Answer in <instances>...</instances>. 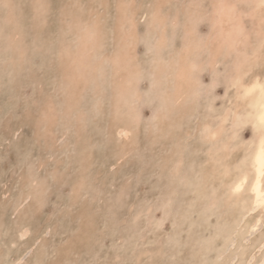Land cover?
<instances>
[{"label":"rangeland","instance_id":"1","mask_svg":"<svg viewBox=\"0 0 264 264\" xmlns=\"http://www.w3.org/2000/svg\"><path fill=\"white\" fill-rule=\"evenodd\" d=\"M88 2L12 4L5 46L22 35L26 63L0 81V264H264V209L252 208L251 191L261 133L242 88L264 77L237 72L226 84L197 63H177L214 32L209 12L247 31L259 24L260 0L238 9L229 0L218 9L201 0L110 4L114 45L77 87L85 95L109 86L141 130L170 116L154 143L184 135L158 148L130 140L115 111L82 122L56 94L42 41L73 4ZM243 176V190L233 191Z\"/></svg>","mask_w":264,"mask_h":264},{"label":"clouds","instance_id":"2","mask_svg":"<svg viewBox=\"0 0 264 264\" xmlns=\"http://www.w3.org/2000/svg\"><path fill=\"white\" fill-rule=\"evenodd\" d=\"M117 6L119 0H89L80 6L73 4L71 13L53 26L46 40L42 41L43 50L48 57L49 68L56 88V94L69 104L68 111L82 122L89 121L102 109L115 111L121 117V126L129 129V139L143 138L154 148L160 144L174 143L183 131L176 130L171 141L154 143L163 132H167L173 123L170 116H161L159 128L145 127L141 130L131 104L117 102L112 90L106 84L91 87L81 95L77 87L81 72L93 66L101 52H110L114 45L113 16L110 14L111 3ZM246 0H229L227 7L238 9ZM14 0H0V14L7 9V19H0V81L6 77L18 75L26 63V48L22 35L7 38L5 46V26L14 22L11 8ZM208 3L211 9L225 6V0H201ZM258 26L245 31L238 27L235 18L220 19L214 12L208 15L215 23L214 32L199 40L195 56L188 54L177 58L178 65L187 68L192 63L200 65L201 71H212L224 83L230 82L238 68L248 71L250 76L264 77V8H260ZM17 27L19 25L17 24ZM6 53H14L7 55ZM87 101V110L80 105Z\"/></svg>","mask_w":264,"mask_h":264},{"label":"bare ground","instance_id":"3","mask_svg":"<svg viewBox=\"0 0 264 264\" xmlns=\"http://www.w3.org/2000/svg\"><path fill=\"white\" fill-rule=\"evenodd\" d=\"M165 2V1H164ZM166 6V5H165ZM222 12V11H221ZM228 13V12H227ZM231 13V12H230ZM229 13V14H230ZM160 14V13H159ZM232 15V14H231ZM220 16V15H219ZM224 18V16H221V20ZM241 18V17H240ZM122 21V20H121ZM257 22V21H256ZM240 81V80H239ZM244 82V81H243ZM118 84V83H117ZM258 84H264V80L261 79H255L252 82H249L247 84H243V94L245 97L253 96V108L255 111V118L257 123L260 125V117L261 115H264V108L261 107L260 103V92L259 88L256 87L254 92L249 93L247 90L253 88L254 86ZM10 85V84H9ZM81 85V84H80ZM119 86V85H118ZM182 86V85H181ZM81 87V86H80ZM183 87V86H182ZM79 88V87H78ZM181 88V87H180ZM80 89V88H79ZM122 89V88H121ZM118 93V92H117ZM182 95H180L181 97ZM185 97V96H184ZM182 97V98H184ZM251 98V97H250ZM133 99V98H132ZM170 99V97H169ZM244 100V99H243ZM247 100V99H246ZM177 101V100H176ZM237 103V102H236ZM178 104V103H177ZM176 104V105H177ZM243 105V104H242ZM235 107V106H234ZM50 113V112H49ZM170 114V113H169ZM52 116V115H51ZM136 116V115H135ZM137 117V116H136ZM52 118V117H51ZM49 119V118H48ZM50 121V119H49ZM159 124V123H158ZM227 125V123H226ZM118 130V129H117ZM129 130V129H128ZM211 130V128H210ZM210 130L208 131L210 133ZM213 130V129H212ZM44 131V130H43ZM116 132V131H115ZM122 132V131H121ZM119 133V132H118ZM213 136V135H212ZM211 136V137H212ZM209 138V137H208ZM215 138V137H214ZM126 141V140H125ZM121 142V141H120ZM124 142V141H123ZM131 142V141H130ZM132 144V143H131ZM123 145V144H122ZM120 146V145H119ZM121 148V146H120ZM123 150V149H122ZM125 150V149H124ZM130 151V150H128ZM126 153V152H125ZM253 169H254V178L251 183V191L253 192V207L257 208L262 207L264 209V185H263V174H264V135L260 134L257 142V149L253 158ZM247 177L243 176L239 178L236 182H234L233 191H240L242 189L243 185H245V180ZM243 190V189H242ZM264 211V210H263ZM258 223V220H257ZM256 226V225H255ZM254 228V227H253ZM151 253V252H150ZM146 255V254H145ZM263 257V256H262ZM263 261V260H262Z\"/></svg>","mask_w":264,"mask_h":264},{"label":"snow or ice","instance_id":"4","mask_svg":"<svg viewBox=\"0 0 264 264\" xmlns=\"http://www.w3.org/2000/svg\"><path fill=\"white\" fill-rule=\"evenodd\" d=\"M260 8H264V0H260V5H259ZM238 72H243V74L247 75L248 74V71H243L242 69L238 68ZM256 87L259 88V92H260V103H261V107L264 108V84H258L256 86H254L253 88L251 89H248L247 91L249 93L251 92H254ZM238 127L239 126H242V125H237ZM260 133L262 135H264V115H261L260 117Z\"/></svg>","mask_w":264,"mask_h":264}]
</instances>
